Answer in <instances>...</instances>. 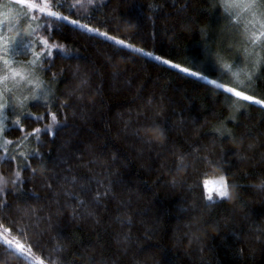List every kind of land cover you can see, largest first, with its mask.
<instances>
[{
  "label": "trees",
  "instance_id": "trees-1",
  "mask_svg": "<svg viewBox=\"0 0 264 264\" xmlns=\"http://www.w3.org/2000/svg\"><path fill=\"white\" fill-rule=\"evenodd\" d=\"M150 5L156 7L150 10ZM175 7L174 0H110L103 13L111 16V8L118 9L115 15L119 18L117 23L122 33L130 34L139 28L140 35L135 38L137 46L173 58L176 62L188 60L191 64L200 61L204 49L198 29L222 24L223 21L219 16L204 11L207 5L203 0H193V8L197 11L186 13L193 20L191 30L173 35L170 29L177 23ZM149 16L156 17L155 29ZM153 30L156 34L150 36ZM65 35L67 38L62 42L76 51L72 59L58 60V66L66 69L61 79L68 83L57 87L62 91L70 90L78 82L73 79L72 70L79 66L81 72H87L91 78L89 91L92 102L83 114L78 109L75 116L69 112L68 127L61 129L54 138L42 136L44 145L39 151L43 154L49 175L57 170L59 158L75 149L83 151L89 142L104 158L116 155L118 162L113 167L118 174L113 175L112 180L118 181L114 185L118 201H102L104 206H93L97 212L95 217L85 216L83 219H72L69 208L65 214L53 219L42 240L45 248L53 256H68L69 261L75 259L77 264L82 255L96 256L97 264H264V234L256 231L264 228V192L250 187L258 184V177L264 173V147L260 146L264 142V113L257 106H252L247 114L239 117L241 125L246 127L235 128L229 124L237 136L251 131L259 137L258 140H245V145H256L253 152L248 153L255 159L236 166L235 156H225V168L231 169L242 187L235 190L233 199L206 206L201 199L200 185L209 179L220 178L221 173L216 168H200L191 175L180 173L177 179L183 182L173 186V173L161 167L171 154L158 157L157 153L167 152L168 148L188 150L194 143L211 147L213 137L210 128L222 113L227 114L225 109L229 102L224 99L227 94L221 95L205 81L155 60L137 57L138 62L132 63V56L126 51L117 55L111 42L103 38L92 37L80 30L66 32ZM108 57H114L121 69L127 71L113 76ZM206 68L209 72L215 70L211 65ZM149 97L159 98L157 103L163 107L157 120L170 121L175 129L171 133L165 132L171 143L166 142L164 149L143 145L132 136L137 114L141 117L145 113L149 117L153 115V109L145 107ZM31 111L40 114L45 110L33 107ZM140 122L143 123V119ZM25 126L42 125L28 120ZM194 126L199 128L198 132L193 131ZM160 127L165 128L167 124L161 123ZM16 136H19L18 131L13 132L10 138ZM234 147L225 139V150ZM222 155L217 149V156ZM32 165L38 170L41 167L40 161L35 159ZM98 171L95 167L74 169L75 173L86 178L82 182L90 181L89 187H95V181L103 179L97 175ZM243 173H249V178L240 179ZM24 175L27 178L30 173L25 172ZM25 188L30 191L24 197H32L33 205L38 208H45L51 200L50 192L40 179L26 184ZM75 191L78 192L79 188ZM33 192L41 198L39 201ZM88 199H91V193ZM13 200L14 197H9L10 203ZM120 200L125 203L121 204ZM16 203L23 206L21 201ZM126 217H131V226L121 223ZM194 223L203 225V230L196 232L195 228L186 227ZM192 232L201 237L199 242L190 239ZM125 234L131 235L130 242L123 241ZM145 235L150 239H144ZM258 235L260 241L257 240ZM56 244L64 247L63 253L53 251Z\"/></svg>",
  "mask_w": 264,
  "mask_h": 264
},
{
  "label": "snow or ice",
  "instance_id": "snow-or-ice-1",
  "mask_svg": "<svg viewBox=\"0 0 264 264\" xmlns=\"http://www.w3.org/2000/svg\"><path fill=\"white\" fill-rule=\"evenodd\" d=\"M108 2L110 0H0V264H18L21 261L23 264H77L75 259L69 261L68 256H53L43 245V237L51 228L53 219L65 214L69 208L74 220L95 217L97 212L93 206H104V200L118 201L114 186L118 181L112 180V176L118 174L113 167L118 162L116 155L104 158L89 142L83 151L75 149L59 158L57 170L49 175L43 154L39 151L44 145L42 136L54 138L61 129L68 127L69 112L75 116L78 109L83 114L92 102L89 91L91 78L87 72H81L79 66L72 70L73 79L78 82L70 90L62 91L57 87L68 83L61 79L66 69L58 66V60L72 59L76 51L62 42L67 38L66 32L80 30L92 37L103 38L111 42L117 55L126 51L132 56V63L138 62L137 57L155 60L205 81L221 95L227 94L224 95L229 102L225 109L227 114L222 113L210 128L213 137L211 147L194 143L188 150L168 148L167 152L157 153L158 157L171 154L161 167L173 173V186L183 182L177 179L180 173L191 175L200 168H216L221 173L219 186L209 189L207 181L200 185L201 199L210 207L233 199L235 190L242 187L231 169L225 168V156H235L236 166L255 159L248 153L253 152L256 145H245V140H258L259 137L251 131L237 136L229 124L235 128L246 127L241 125L239 117L247 114L252 106H257L264 113V0H203L207 5L204 11L219 16L223 23L198 29L204 54L200 61L191 64L188 60L176 62L173 58L137 46L135 38L140 35V29L130 34L122 33L117 23L119 18L115 15L118 9L111 8V16L103 13ZM174 3L177 23L170 29L173 35L191 30L193 20L186 13L197 11L193 8V0H174ZM155 7L149 6L150 10ZM148 19L155 29L156 17L149 16ZM155 34L153 30L150 36ZM107 63L113 69V76L127 71L121 69L114 57H108ZM207 65L215 70L209 72ZM158 99H146L145 107L152 108L153 115L149 117L145 113L141 117L138 113L132 136L143 145L164 149L166 142L171 143L165 132L171 133L175 129L170 121L157 120L163 111ZM33 107L45 111L36 114L31 111ZM28 120L42 126L26 127ZM161 123H166L167 127L161 128ZM181 123H184L183 119ZM15 131L19 136L10 138ZM193 131L198 132L199 128L194 126ZM225 139L235 147L225 150ZM260 146L264 147V142ZM217 149L224 155L217 156ZM33 159L40 161L39 170L33 167ZM93 167L99 169L97 175L103 179H97L96 186L89 187L90 181L82 182L86 178L75 173L74 169ZM25 172L30 173L27 178ZM248 178L249 173L240 177ZM258 178L259 183L250 187L264 192V173ZM36 179H40L51 194L45 208L33 205L32 197H24L30 191L25 185ZM77 187L78 192L75 191ZM33 196L37 201L41 199L34 192ZM9 197H14L13 202H9ZM17 201H21L23 206ZM119 202L125 203L123 200ZM121 223L131 226V217H126ZM186 227L199 232L204 226L194 223ZM256 231L264 234V228ZM196 232L191 233L190 239L199 242L201 237ZM144 239L150 237L145 235ZM260 239L258 235L257 240ZM131 240V235L123 236L124 242ZM53 251L63 253L64 247L56 244ZM240 252L243 254V249ZM79 264H97V257L82 255Z\"/></svg>",
  "mask_w": 264,
  "mask_h": 264
},
{
  "label": "rangeland",
  "instance_id": "rangeland-1",
  "mask_svg": "<svg viewBox=\"0 0 264 264\" xmlns=\"http://www.w3.org/2000/svg\"><path fill=\"white\" fill-rule=\"evenodd\" d=\"M207 183L209 184V186H208L209 189H213L214 190L216 187L219 186L220 178H218V179H209V180H207Z\"/></svg>",
  "mask_w": 264,
  "mask_h": 264
}]
</instances>
